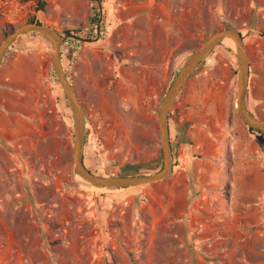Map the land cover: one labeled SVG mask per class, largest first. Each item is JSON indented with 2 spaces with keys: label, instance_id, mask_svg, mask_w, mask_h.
Segmentation results:
<instances>
[{
  "label": "rangeland",
  "instance_id": "obj_1",
  "mask_svg": "<svg viewBox=\"0 0 264 264\" xmlns=\"http://www.w3.org/2000/svg\"><path fill=\"white\" fill-rule=\"evenodd\" d=\"M30 18L66 38L60 61L96 175L162 169L161 101L224 26L242 36L245 105L264 121V0H0V44ZM234 49L214 48L179 92L170 177L98 189L73 174V112L51 43L19 37L0 63V264H264V137L237 118Z\"/></svg>",
  "mask_w": 264,
  "mask_h": 264
},
{
  "label": "water",
  "instance_id": "obj_2",
  "mask_svg": "<svg viewBox=\"0 0 264 264\" xmlns=\"http://www.w3.org/2000/svg\"><path fill=\"white\" fill-rule=\"evenodd\" d=\"M26 34H38L49 41L52 45L53 55L51 65L56 76V79L67 99L69 107L73 112V127H74V153H73V174L76 179H80L86 185L98 189H128L138 186H143L151 183L162 182L172 174V156L171 144L169 140L167 118L173 107L179 92L186 82H188L195 74L198 67L203 63L205 58L218 47L221 42L229 38L235 44V58L238 69V83H236V98L235 110L237 118L248 128L254 129L257 132L264 133V121L256 119L246 108L245 94L247 83H249V61L245 52L242 36L237 30L232 27H223L213 33L201 46L189 55L183 64L178 75L172 81L167 92L165 93L159 112L157 115L158 136L160 142V154L162 169L156 174L143 175H121V176H99L90 172L83 165V148L84 146V129L85 117L82 107L66 77L61 61L60 48L65 41V37L60 35L48 25L42 23H24L11 31L0 44V63L2 62L6 51L10 46L21 36Z\"/></svg>",
  "mask_w": 264,
  "mask_h": 264
},
{
  "label": "trees",
  "instance_id": "obj_3",
  "mask_svg": "<svg viewBox=\"0 0 264 264\" xmlns=\"http://www.w3.org/2000/svg\"><path fill=\"white\" fill-rule=\"evenodd\" d=\"M92 1L95 2V1H97V0H92ZM43 5H44V3H43L42 1H38L37 5H36V11L42 10ZM94 9H95V8H94ZM98 20H99V15H98V13L96 12V13H94L93 17L91 18L90 23L96 25V24L98 23ZM26 23H40V22H38V21L35 20L34 18H30L29 20H27ZM249 130H251V131H255L259 136L264 137V133L257 132L256 130L251 129V128H249ZM153 166H154V167H157V164H154Z\"/></svg>",
  "mask_w": 264,
  "mask_h": 264
},
{
  "label": "bare ground",
  "instance_id": "obj_4",
  "mask_svg": "<svg viewBox=\"0 0 264 264\" xmlns=\"http://www.w3.org/2000/svg\"><path fill=\"white\" fill-rule=\"evenodd\" d=\"M227 40H229V41H227ZM230 41H231V42H230ZM222 42H224L225 45H228V46H231V47H233V45H234V48H235V44H234V42H233L231 39H229V38L224 39ZM222 42H221V43H222Z\"/></svg>",
  "mask_w": 264,
  "mask_h": 264
}]
</instances>
